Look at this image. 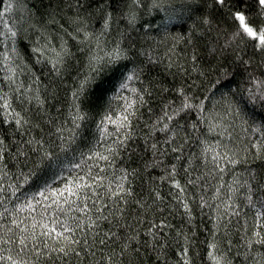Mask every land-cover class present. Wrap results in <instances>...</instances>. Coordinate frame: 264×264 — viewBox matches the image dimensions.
<instances>
[{
	"label": "trees",
	"instance_id": "16d2710c",
	"mask_svg": "<svg viewBox=\"0 0 264 264\" xmlns=\"http://www.w3.org/2000/svg\"><path fill=\"white\" fill-rule=\"evenodd\" d=\"M10 2L0 18V94L28 123L18 128L0 109V239L28 234L14 220L29 229L36 223L38 235L40 223L49 222L44 205L53 190L100 169L98 203L108 207L102 215L93 209L88 217H60L81 225L72 233L80 243L67 255L45 249L44 237L22 251L5 245L3 254L18 264H182L186 247L189 264H264V244H248L254 231L264 235L256 215L264 211V50L234 36L233 18L242 11L264 25L258 0ZM8 3L0 0V12ZM114 49L122 56L109 62ZM6 65L15 68L16 83L6 79ZM184 96L194 107L164 120L170 130L159 131L156 122ZM127 101L134 116L117 132L105 117L118 120ZM77 111L83 119L74 124ZM120 133L127 136L123 146L115 143ZM216 153L227 156L219 167ZM121 176L126 194L109 199L107 185L114 189ZM161 223L162 231L154 227ZM61 246L68 247L49 241L50 248Z\"/></svg>",
	"mask_w": 264,
	"mask_h": 264
},
{
	"label": "snow or ice",
	"instance_id": "6c2138e0",
	"mask_svg": "<svg viewBox=\"0 0 264 264\" xmlns=\"http://www.w3.org/2000/svg\"><path fill=\"white\" fill-rule=\"evenodd\" d=\"M132 3L134 5H139V0H132ZM215 3L221 6H225L226 0H215ZM258 3L264 7V0H258ZM11 11V2L9 0V3L5 6L4 11L0 12V18H3L5 12ZM234 20L238 22L237 31L235 32L234 36L239 37L241 39L247 37L250 38L252 41L255 42V46L259 49L264 50V25L256 24L255 22L250 21V19L242 12L237 11L233 14ZM105 27H107V18L105 19ZM11 36H15L16 33L11 28L8 29ZM63 49V46H61ZM35 51L40 52V49H36ZM122 53L119 49H114L113 52L110 54V60L109 62H114L115 59L121 58ZM7 56L5 55L4 60L7 61ZM60 60V54L57 53V62L53 64V67L56 68V64L59 63ZM8 75L6 77L7 80L11 81L12 83H16V70L11 65H6ZM126 67V66H125ZM3 69L0 68V71ZM58 70V69H57ZM118 71V69H117ZM123 75V74H122ZM136 74L133 73L131 75H127L125 77V82L120 85L121 88H127L128 84L127 81L133 80L134 76ZM264 84V81L260 82ZM22 85H17L16 91L19 92ZM25 91H28V89H25ZM133 91H135L133 89ZM74 96L78 99V94L74 93ZM37 103L42 105V101L39 100V96L35 97ZM261 99H264V93H261ZM189 101V98L187 96H184L183 101L181 102V105L178 108H172L171 111H165L163 116L156 122V124H162L163 126L159 128V131L166 132L169 131V123H164V120L172 121L175 119L176 116H179L182 111H185L187 109L193 108L194 105H192ZM133 101H127L125 104V110L124 114L120 117H118V120H112L110 116L105 117V121L111 122L116 125L117 132L121 128L127 129L130 125V116H134L133 109ZM0 109L3 110L4 113H7V115H12L13 119L12 121L6 122H13L18 128H22L24 125L28 123L26 119L21 117L20 113L15 112L13 115L14 109H12L10 100L8 98V95L0 94ZM80 119H83V117L77 113L73 117V123L76 124V122ZM104 121L101 122V125L103 126ZM78 126V125H77ZM156 125H154L155 127ZM57 131L59 132L60 129L58 128ZM106 132V129H104ZM259 131V129H257ZM115 135V133H113ZM121 136H123L125 139L127 138L126 133H120L119 136H117V139L115 143L119 146H123L124 139H121ZM2 143V141H0ZM28 144H32V140L27 141ZM38 143V141H37ZM254 147L259 149L261 145L254 144ZM155 148V145H153ZM173 151H177V149H173ZM207 151H215L214 149H205V152ZM23 154V153H21ZM100 160L107 161L108 156H104L103 154H100L98 157ZM227 159L226 155H221L219 153H216L212 156V161L217 163V166L219 167V162L221 160ZM3 160V155L0 154V161ZM234 160H228V163H235ZM75 167H79V165H75ZM219 170L222 172L223 168H219ZM103 171V169H100L96 175H92L91 173L87 174V178L85 176H77L76 181L73 182V186L65 185V187L62 190H53L51 193V202L47 205H44V211L46 213H49V210L51 212L48 215V223L41 222L40 228L42 229L38 235L36 232L37 225L36 223H33L31 228L29 229L27 226L21 227L23 225V221L16 222L15 220L13 223H15L16 228L20 230L21 233H28L27 235H18L15 240L13 239H0V262H4V264H18V262L11 256V255H4L5 245H11V244H17L21 247V251L24 247L28 246L29 241H37L38 237H44L46 238L43 241L44 248L48 249L50 252H60L64 255H67L69 251H74L73 248H71L72 244H79L80 241L78 239H74L72 237V233H74L78 228L81 227V225L76 222L73 225H69L66 221L61 220V216H69L71 212H77L80 214H83V216L88 217L89 213L95 209V211L98 214H103L104 209L108 207L107 203H98L101 200L100 194L97 192L98 188H104V179L105 177L100 176V172ZM125 176H121L118 178V181L115 183V188L113 189L112 182H110L107 185L108 195L109 199H113L116 196L121 195L122 193L126 194V190L124 188V179ZM194 182V181H190ZM177 189H179L181 192L184 190L181 188L179 183L175 185ZM3 189L0 188V191ZM47 191V189H45ZM64 193H67V196L64 195ZM39 196L43 197L44 200H49V197L45 195V192L38 193ZM249 201L251 202L252 197L251 195L248 197ZM37 203H41V201H37ZM91 204V207H90ZM67 206V207H65ZM185 209L188 208L187 204L183 205ZM262 208H264V202H262ZM226 207H231L230 205H226ZM27 208L31 211H35V208L33 205L28 204ZM20 211H23L24 209H19ZM7 211V209H5ZM111 211V209H109ZM233 215H237L238 212L233 211ZM3 213H0V217H3ZM257 225L259 228H264V223H260V221L264 220V211H257ZM74 221L77 220L76 217H71ZM98 219L100 216L97 217ZM104 219H107V216H103ZM43 221V217H42ZM94 222L89 224V227H92ZM159 230H163V228L167 227V225L161 223L159 225H154ZM82 230V229H81ZM8 231H11V229H8ZM254 239L250 238L248 240V244L251 245L252 243L257 244H264V235H262L261 231L256 230L253 233ZM49 241H54L60 244H67L68 247H49ZM85 243L87 241L85 240ZM103 243V240L101 241ZM33 247H36V244H33ZM214 247V246H213ZM187 248H183L182 252V264H189L188 258H187ZM211 255V253H210ZM216 259L215 257H213ZM217 264H219V261L217 260Z\"/></svg>",
	"mask_w": 264,
	"mask_h": 264
}]
</instances>
